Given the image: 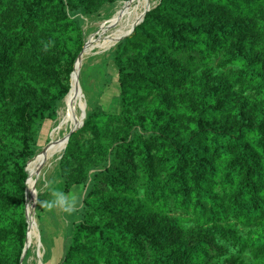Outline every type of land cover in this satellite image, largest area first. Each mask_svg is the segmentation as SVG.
<instances>
[{"label":"trees","instance_id":"16d2710c","mask_svg":"<svg viewBox=\"0 0 264 264\" xmlns=\"http://www.w3.org/2000/svg\"><path fill=\"white\" fill-rule=\"evenodd\" d=\"M115 1L0 0V264H22L26 167L85 44L69 12ZM159 2L113 53L117 106L87 112L60 159L69 193L91 148L121 157L95 175L60 264H234L223 241L250 245L239 225L263 231L264 264V0Z\"/></svg>","mask_w":264,"mask_h":264},{"label":"rangeland","instance_id":"374dc122","mask_svg":"<svg viewBox=\"0 0 264 264\" xmlns=\"http://www.w3.org/2000/svg\"><path fill=\"white\" fill-rule=\"evenodd\" d=\"M130 2L129 0H117L112 3H106L95 13L88 14L79 9L70 11L69 14L71 18L77 21L81 26L83 38L86 43L90 37H94V39L100 38V35L105 30V27H101L102 24L109 18L123 14L127 8L131 7ZM134 28L128 31V33L132 32ZM123 36L112 40V44H109L110 41L104 46L101 45L96 47L93 52L86 57L84 65L76 72L74 79L79 92L73 89L70 93L73 100L70 102V105H68L66 116L76 112L78 109V112L83 113V122H85L86 112L93 110L95 107L100 106L107 110L117 106L119 90L115 85H117L118 76L113 62V53L116 51L118 44L123 40ZM213 65L217 68V71L220 70L217 67V61H214ZM234 68L237 69L239 67L236 66ZM245 94L251 95V91L247 90ZM63 100L58 106V117ZM85 101H87V105ZM76 105L77 108H73ZM69 111L72 112L70 113ZM58 117L54 120L49 119L44 121V124L38 132L37 138L38 144L41 147L47 145L52 139L53 129L57 123ZM70 129L71 128H68L67 131ZM65 131L66 128L62 129L61 134ZM133 133L150 134V132L145 133L141 128L134 130ZM115 146L116 145L110 149L111 153L107 155V158L98 149L91 148L89 154L78 160L70 169L72 171L73 168L82 166L86 175L85 182L74 185L69 192L79 193L78 211L71 215L64 213L60 209L50 210L41 205L42 201L47 202L52 198L51 188H55V190L67 194V192H65V182L60 169V158L57 165H46L48 161L38 164V168L34 173L33 191L30 197V203L32 204L30 208L32 213L31 218L35 226V236L32 245L28 244V239L26 240L29 248L27 254L22 258V264H60L64 255L65 242L69 237L72 227L81 219L83 201L92 188L95 175L103 174L108 167H111L112 164L116 163V161H119L121 158L120 155L114 152ZM33 149H35L36 155L42 148H37L35 146ZM116 158L118 159L116 160ZM99 181H103V179ZM101 183L104 184L103 182ZM238 227V234L250 239V245L243 247L242 241L237 239L234 235H229L231 238H226L225 241H223L229 247V252L226 256L221 258V263L229 261L234 264H263L262 261L255 259L251 252V246L261 238L263 231H256L251 236L250 227H246L245 225H239ZM39 252H41L42 258H40Z\"/></svg>","mask_w":264,"mask_h":264},{"label":"bare ground","instance_id":"6f19581e","mask_svg":"<svg viewBox=\"0 0 264 264\" xmlns=\"http://www.w3.org/2000/svg\"><path fill=\"white\" fill-rule=\"evenodd\" d=\"M160 0H132L131 7L127 8L126 11L119 15L114 16L112 18L107 19L101 27H105L104 32L100 35V38L94 39V37H90L86 43H85V49L80 56L79 60L77 61V64L75 66V72L71 78V91L74 90L79 92V89L77 85L75 84V75L76 72L79 71V69L84 65V61L86 57L93 52V50L101 45H105L108 42L109 44H112L115 39H118V37H122L124 34L126 35L128 31H130L132 28L137 26L141 20L145 18V15L147 14L148 8H149V2H151L150 8H154L156 5H158ZM122 35V36H121ZM124 35V36H125ZM123 36V37H124ZM109 50V49H108ZM66 95V97L63 100V103L59 109V117L57 120V123L54 126L53 129V135H52V143L53 147H51L47 153L43 152V148L40 149L35 156H33L28 163L27 171L29 174V179L27 183V220L30 226V234L27 242L28 244L32 245L34 242V236H35V226L34 222H32V213H31V207L32 204L30 203L32 191H33V183H34V173L36 169L38 168L39 163H44L45 161H48L46 165H57V162L59 161L60 156L63 154L66 146V138L69 134L70 130L74 127L81 126L83 124L84 118L83 113L78 112V109L76 112L71 113L72 111H69L71 114L69 116H66L67 108L70 105V102L73 100L71 94ZM69 97V98H68ZM73 108H77V105ZM78 112V113H77ZM66 131L61 134L62 129H65ZM68 128H71L69 131ZM26 215V216H27Z\"/></svg>","mask_w":264,"mask_h":264},{"label":"clouds","instance_id":"9594fccd","mask_svg":"<svg viewBox=\"0 0 264 264\" xmlns=\"http://www.w3.org/2000/svg\"><path fill=\"white\" fill-rule=\"evenodd\" d=\"M51 199L47 202H41L43 207L50 210L60 209L66 214H74L78 211L79 204V193H64L62 191H57L55 188H51Z\"/></svg>","mask_w":264,"mask_h":264},{"label":"water","instance_id":"95a60500","mask_svg":"<svg viewBox=\"0 0 264 264\" xmlns=\"http://www.w3.org/2000/svg\"><path fill=\"white\" fill-rule=\"evenodd\" d=\"M129 1H132V0H129ZM150 5H151V2H149V8H148V11H147V12H149L150 10L153 9V8H150ZM156 6H157V5H156ZM156 6H155V7H156ZM144 19H145V18H144ZM144 19L141 20V22H139V23L137 24V26H138L139 24H141V23L144 21ZM137 26H136V27H137ZM136 27L133 29L132 32L127 33V34L123 37V39L126 38V37L131 36V35L134 33ZM84 49H85V46L83 47V50L81 51V53L79 54L78 58L76 59V62H75V65H74V70H73V72H72V74H71V78H72V76H73V74H74V72H75V66H76V64H77V61L79 60L80 56L82 55ZM70 91H71V88H70ZM70 91L68 92V94L70 93ZM68 94H67V95H68ZM85 102H86V105H87V101H85ZM85 118H87V112H86V116H85ZM83 125H84V122H83V124H82L81 126L74 127V128H72V129L70 130V132H69V134L67 135V138H66V146H65V148L67 147V144H68V142H69V139H70L71 134H72L73 132L79 130ZM51 147H53L52 139L50 140V142H49L47 145L44 146V148H43V152H44V153H47L48 150H49ZM62 156H63V154L61 155L60 159L62 158ZM28 163H29V162H28ZM26 170H27V167H26ZM28 179H29V178H27L26 185H27V183H28ZM26 199H27V189H26ZM26 208H27V202H26ZM26 215H27V209H26ZM27 217H28V215H27ZM26 240H27V239H26ZM28 248H29V245H28L27 242H26V244H25V248H24V251H23L22 258H24V256L26 255V253H27V251H28ZM39 256H40V258H42V257H41V252H39Z\"/></svg>","mask_w":264,"mask_h":264}]
</instances>
